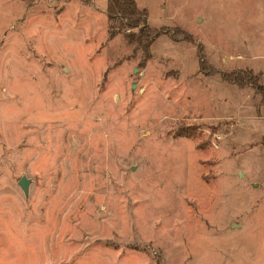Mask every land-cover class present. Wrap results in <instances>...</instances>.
I'll return each mask as SVG.
<instances>
[{
    "label": "rangeland",
    "instance_id": "obj_1",
    "mask_svg": "<svg viewBox=\"0 0 264 264\" xmlns=\"http://www.w3.org/2000/svg\"><path fill=\"white\" fill-rule=\"evenodd\" d=\"M134 2L0 0V264H264V0Z\"/></svg>",
    "mask_w": 264,
    "mask_h": 264
},
{
    "label": "trees",
    "instance_id": "obj_2",
    "mask_svg": "<svg viewBox=\"0 0 264 264\" xmlns=\"http://www.w3.org/2000/svg\"><path fill=\"white\" fill-rule=\"evenodd\" d=\"M107 13L110 17H119L121 21H125L124 27H138L140 25L137 18L139 11L134 0H108ZM136 18V19H135ZM142 29L145 39H148V34ZM146 33V34H145ZM264 102V99H263Z\"/></svg>",
    "mask_w": 264,
    "mask_h": 264
},
{
    "label": "water",
    "instance_id": "obj_3",
    "mask_svg": "<svg viewBox=\"0 0 264 264\" xmlns=\"http://www.w3.org/2000/svg\"><path fill=\"white\" fill-rule=\"evenodd\" d=\"M19 187L22 188L23 192L25 195H28L29 191V180L26 179L25 177L21 178L20 181L18 182Z\"/></svg>",
    "mask_w": 264,
    "mask_h": 264
},
{
    "label": "crops",
    "instance_id": "obj_4",
    "mask_svg": "<svg viewBox=\"0 0 264 264\" xmlns=\"http://www.w3.org/2000/svg\"><path fill=\"white\" fill-rule=\"evenodd\" d=\"M259 118H261V117H259ZM262 118H264V117H262ZM253 187H258L257 185H254ZM254 189V188H253Z\"/></svg>",
    "mask_w": 264,
    "mask_h": 264
}]
</instances>
